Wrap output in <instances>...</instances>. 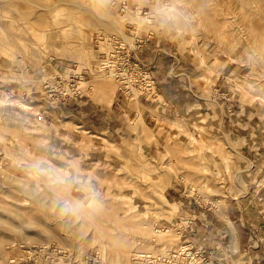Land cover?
Returning <instances> with one entry per match:
<instances>
[{"label":"rangeland","instance_id":"rangeland-1","mask_svg":"<svg viewBox=\"0 0 264 264\" xmlns=\"http://www.w3.org/2000/svg\"><path fill=\"white\" fill-rule=\"evenodd\" d=\"M100 1L84 0L95 9L75 13L91 40L78 49L95 52L86 62L52 43H37L56 0H0V215L7 220L0 223V264L75 263L69 254L79 251L73 252L68 236L57 232L65 227L78 232L61 214L65 195L72 200L89 195L102 203L80 207L91 216L72 213L89 228L106 222L104 216L117 224L111 209L123 205L122 196L149 208L175 206L176 212H163L159 222L178 229L184 224L172 236L173 243L202 251V264H264V61L258 66L257 60L229 52L228 41L218 43L223 31L217 21L233 19L234 0H191L195 14L186 13L179 0ZM103 19L120 29L103 28ZM56 33L62 41V33ZM74 37H69L70 44ZM62 43L68 50L72 47ZM99 50L117 69L108 79L100 76ZM104 79L108 81L102 83ZM111 87L116 90L112 99ZM169 104L176 108L165 109ZM136 107L142 121L133 114ZM97 136H107L119 149ZM202 141L209 148L200 150ZM188 146L201 156H186ZM165 158L184 172L205 161L212 186L207 196L218 198L217 204L188 190L193 175H172L163 166ZM152 186L161 188L167 199L157 191L154 203L148 196ZM43 224L54 232L52 238L43 235ZM81 252L85 264L98 263L94 246L86 245Z\"/></svg>","mask_w":264,"mask_h":264},{"label":"bare ground","instance_id":"bare-ground-1","mask_svg":"<svg viewBox=\"0 0 264 264\" xmlns=\"http://www.w3.org/2000/svg\"><path fill=\"white\" fill-rule=\"evenodd\" d=\"M201 1L206 3L210 0H201ZM103 2H104V4H107L108 1L103 0ZM100 3H101V1H100ZM88 4H89V2H88ZM92 4L87 5V3L84 2V0H56V2L53 5H51L50 9H49L50 17L48 20H46L48 23V25H47V23H46V25L48 27L46 29L45 28L41 29L37 33L38 38H40V40H41L40 42H37V43L39 45L43 44L44 42L49 43L50 45L52 43V44L56 45V47L60 48L64 52V54L71 55L73 57L84 58L86 62L87 61L90 62L92 57H93V53H95V52L93 50H90L87 53L83 54L82 53L83 50L82 51L80 50L82 47L81 45L88 43V41L90 40V34L87 33V31L82 27V25L80 23V19L77 18V15H75V13L77 12L80 14V11H83V10H90L91 11V9L92 10L95 9V7H92ZM190 4H191V0H179V5L181 6V8L186 13L195 14L196 13V12L194 13L195 9H194V11H192V9L190 8L191 7ZM233 4H234V6H233L234 8L232 11L233 13L232 12L230 13L232 15L233 19L223 18L221 20L218 19V21H217L218 23H220L222 25L221 29L223 31L218 35V38H217L218 43L221 46H223L225 41H228L229 42V52L234 50L239 55H242V54L246 55V58L250 61H256L257 60V64L259 66V65H261V61H264V0H234ZM192 5H193V3H192ZM170 6H173V5L170 4ZM193 7L194 6H192V8ZM230 8H232L231 5H230ZM81 9H83V10H81ZM102 9H105V8L103 7ZM102 9H100V10H102ZM140 11L141 10L138 9V11H137L138 14L141 13ZM225 16H226V14H225ZM147 20H148V18H147ZM197 20H199V17H197ZM11 24H12V22H11ZM100 25L103 28H109V29H113V30H119L120 29L119 25L116 22L110 21L108 19H103L100 22ZM16 27H17V24H16ZM57 31H60L62 33V41H66L67 44L69 43V40H70L69 37L75 36L73 40L71 39V44L69 43L70 45H72V47L69 48V50H68V48H66V46L62 43L61 39L58 37V34L56 33ZM213 33H215V31ZM16 37L20 40H23V38L25 36L23 37V35L21 33L20 34L17 33ZM105 37H107V33L104 36V38ZM91 38H92V36H91ZM112 38H114V37H112ZM244 38L246 40L245 42L242 41V39H244ZM104 41H105V39H104ZM110 42L111 41L109 40V43ZM100 44H99V47H100ZM246 44H249V45L251 44V47H252V45H255V48H256L255 51L247 49V47L245 46ZM79 47H80V49H78ZM252 48H254V47H252ZM101 49H103L102 44H101ZM103 50H101V51L99 50L100 53L98 52L99 58L101 59V62L99 64V70L102 72H100V76L108 79V77H111V76L117 74V71H116L117 69L115 67H113V64H111L112 62L110 61L111 59L110 60L108 59L107 54ZM98 53H96V57L98 56ZM210 55H212V54H210ZM230 55L232 56V57H230V59H233V57H235V59H238V58H236V55L235 56L232 54H230ZM243 57H245V56H243ZM258 61H260V63ZM261 66H263V65H261ZM260 68H262V67H260ZM43 70H44V68L42 66H40L39 71L42 72ZM253 71H255V70L253 69ZM125 72H126V70L122 71V73H125ZM98 74H99V72H98ZM132 74H134V73H132ZM262 76H263L262 80L264 81V71L262 73ZM103 78H102V80H103ZM247 78H249V77H247ZM84 81L85 80H83V78H81L80 82L84 83ZM259 81H260V79H259ZM263 81H261V82H263ZM104 82H105V79H104V81H102V83H104ZM109 84L111 86L112 82H109ZM113 86H114V84H113ZM247 86L252 87V84L250 82H247ZM104 91H105V89H104ZM115 91L116 90L111 87V98L110 99H112V97L116 96ZM250 94H251V92H250ZM262 95H263V93H262ZM253 97L254 96H252V99H253ZM255 97H257V96H255ZM257 98H255V99H257ZM263 101H264V96H263ZM141 112L142 111L139 109V107H136L134 112H133V114L136 116L137 120H139V121H142V119H143ZM177 124L180 126L182 125L178 122H177ZM202 130L205 131V129L203 127H202ZM94 135H97V134H94ZM189 136L191 139L197 141L196 138L192 134H189ZM97 137L99 139H101V142L103 144H106V145H108L111 148H114L116 150L119 149V145L116 142L109 139L107 136H97ZM155 140L157 142V138H155ZM219 142H220V140H219ZM198 143H199L200 150L207 149L210 146L209 143L204 142V141L198 142ZM221 144L219 145V143H218L219 146H221ZM5 148H6V145H5ZM186 150H187L186 156H188L190 154L192 156L193 153H197V152L200 155L199 151L195 150L194 148H190L189 146L186 147ZM194 151H196V152H194ZM213 151L214 150H212V152ZM196 155H198V154H196ZM202 157H204V155H202ZM195 158H197V157H195ZM224 158H228V156L226 154H223V159ZM166 159L167 158H165L163 160V164H164L163 166H167L170 170L169 172L172 175H174L180 179H184L189 173L193 175V178H190L188 180L189 181V183H187L188 190H190L191 192L196 190L198 192V194L203 195V197H205V199H209L212 202H214L215 204H217L218 198L216 199V198H211V197L207 196L208 192H206V191L210 190V188L212 187L208 183V178L211 176V169H209V167L204 163L205 162L204 160H203L204 162H202V161L194 162L195 164L192 167H190L189 169L185 170V172H184L182 170H177V168L175 169L174 166H169L172 164H171L169 159H167V160ZM13 161H15V160H13ZM171 161H172V159H171ZM214 161H215V159H214ZM143 162H144V160H143ZM224 162H225V160H224ZM139 164H140V162H139ZM214 164H217V163H214ZM75 165L77 167V163ZM217 167H215V168L217 169ZM218 173H220V176H221V172L219 171ZM213 177L215 178V175ZM161 178H162V176H161ZM220 179H216V180H220ZM5 180H6V178H5ZM5 184H6V182H5ZM115 184L117 185V183H115ZM3 185H4V182H3ZM151 185L152 184H150V186ZM139 189H140V187H139ZM151 190H152V192L148 191V193H149L148 196L155 198L154 201L157 200V198H158L156 195L157 191H159V195H160V197H162V199H167L164 196V193L162 192L161 188H160V190H158V188H155L154 186H152ZM214 190H216V189H214ZM210 192L211 191H209V193ZM145 193H147V192H145ZM98 194L100 195V193H98ZM141 194H144V193H141ZM65 196H68V195H65ZM84 196H86V195H84ZM64 197L62 198L63 201L60 200L62 202V206H63L61 214L64 215V217L66 215L67 218H69L71 221H73L75 223L78 232L77 233H70L69 229H66V227H65V229L61 228L57 232L59 235H61L63 237L68 236L66 239L70 242V244H71L70 246L73 249V252L75 251V253H76V251H79L78 254H74V253L69 254V257L71 256V259H73V261L76 264H85V261L80 256V254L82 253L81 250L84 248V246L86 248V245H89V246L92 245L95 247L98 255H97V257H95L96 261H94V262L95 263L98 262L101 264H109L106 261L107 258L110 261H112L113 264H125V262H126V264H138V262L139 261L142 262V260L148 261V262H156L157 264H163L162 260L158 259V257H164L168 254L170 255L174 249H180L186 245L184 242L175 244V243H173V240H172V236L174 235V233H177L179 230H182L184 224H180L179 229H178L177 226H173L171 224H164V222L163 223L159 222V218H160V216H162L163 212H166V213L176 212L177 207H175V206L173 208L170 207V209H169L167 207H164V206L158 204L159 206H157L156 208H154V207L149 208V207L141 206L139 201L136 199L132 200L133 198L130 199V198H126V196H122L121 201H122L123 205H120V206L117 205V207H115L113 210L111 209V212L114 213L116 216V217H114V219H115L117 224H114V225L111 224L109 222V220H107L104 216V219L106 222L102 223V225L98 224V223H95V224L93 223L94 227L89 228L88 227L89 225L87 226V221H85L84 219L78 220L79 218L77 219L74 216V214L72 215V213H75V215L76 214L78 215V213H79V215H80V213H83L85 215L91 216L90 213H87L86 211L83 210L84 208L81 209L80 207H82V206L83 207L84 206L101 207L102 203L98 201V198H96L97 199L96 200L93 197L88 195L84 198L72 200V198L70 199V197H65V198ZM116 197H118V196H116ZM100 199H101V197H100ZM102 199H103V197H102ZM1 200H2V198H1ZM5 203H6V200H5ZM154 203H156V201ZM57 204H55V205H57ZM147 204H148V202H147ZM150 204H152V203H150ZM114 205H115V202H114ZM59 206H60V204H59ZM6 207H7V205H6ZM57 207H58V205H57ZM0 210H2V209H0ZM53 210H55V209L53 208ZM5 212H6V210H5ZM55 212H56V210H55ZM18 213L20 214V212H18ZM30 213L32 214L31 210H30ZM31 214H30V216H34L33 214L32 215ZM6 215H8V217L10 216L8 214V211H7V214H5V217H7ZM11 215L14 216L13 213H11ZM95 216H96V214H95ZM100 216H102V215H100ZM36 217L38 218V221L41 218V217L39 218L38 216H36ZM3 218L4 217L0 215V223L1 222L3 223L4 221L7 222V220L6 219L3 220ZM97 218H99V217H97ZM97 218H94V221H96ZM101 220H102V218H101ZM41 223H42V221H41ZM61 223H62V221H61ZM119 223H121V225H119ZM91 224H92V222H91ZM32 225H33V223H32ZM34 226H35V224H34ZM29 227H30V225H29ZM36 227H37V225H36ZM40 228H41L43 235L46 236L47 238H52L55 235L54 232L48 227V225L43 224ZM108 229H112V230L115 229L117 232L116 233L115 232L110 233L111 231L109 232ZM1 241L2 240L0 239V242ZM28 242H30V241H28ZM133 245L138 246L139 248L138 247L133 248ZM28 247L30 248V246H28ZM129 252H130V254H129ZM127 257H129L128 263H127ZM155 258H157L158 261L155 260ZM60 260L66 261L67 258H61ZM173 264H196V263L190 259L187 262H184V260L180 261L177 258H174Z\"/></svg>","mask_w":264,"mask_h":264},{"label":"built area","instance_id":"built-area-1","mask_svg":"<svg viewBox=\"0 0 264 264\" xmlns=\"http://www.w3.org/2000/svg\"><path fill=\"white\" fill-rule=\"evenodd\" d=\"M198 249H192V246L185 245L183 248L180 249H174L171 254L166 255L164 257H158V259L162 260L163 264H173L174 258L180 259H186L189 258L190 260H193L196 264H202V251L200 252ZM157 258L155 260L158 261ZM143 261V260H142ZM181 261V260H180ZM141 262V261H140ZM148 264H157L156 262H148Z\"/></svg>","mask_w":264,"mask_h":264},{"label":"crops","instance_id":"crops-1","mask_svg":"<svg viewBox=\"0 0 264 264\" xmlns=\"http://www.w3.org/2000/svg\"><path fill=\"white\" fill-rule=\"evenodd\" d=\"M162 93H163L164 95L166 94V92H165V93L162 92ZM166 95H167V94H166ZM166 95H165V96H166ZM164 101H166V100H164ZM164 101H163V102H164ZM178 105H181V103H179ZM164 107H165V109H169V110H170L171 108H173V109L176 108L175 106L170 105V104H169L168 106H164ZM178 107H180V106H178ZM3 109H4V108H3ZM4 110H5V109H4ZM8 111H9V112L6 111L7 114H10L11 117H13V116L15 117V115L13 114V110H8Z\"/></svg>","mask_w":264,"mask_h":264}]
</instances>
